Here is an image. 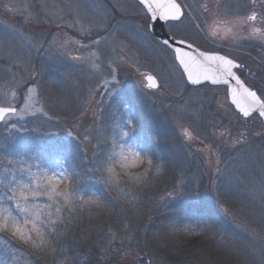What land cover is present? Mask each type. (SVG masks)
Here are the masks:
<instances>
[{
    "label": "rangeland",
    "instance_id": "rangeland-1",
    "mask_svg": "<svg viewBox=\"0 0 264 264\" xmlns=\"http://www.w3.org/2000/svg\"><path fill=\"white\" fill-rule=\"evenodd\" d=\"M178 1L187 5L185 11L191 13L178 26L183 38L201 51L219 50L243 63L250 75L242 73L245 83L254 89L264 90V46L261 42L256 38L247 42L228 41L223 31L228 27L234 28L232 24L221 25L219 34L213 36L210 26L218 18L213 16L205 21V14L199 8V3L203 2L214 9L217 0ZM238 2L248 6L247 9L240 10L242 14L250 10L249 0H220L222 7L230 4L232 11L236 10ZM68 5L78 9L79 14L77 11H70ZM13 6H30L31 14L25 18L16 11H10ZM103 12L108 14L107 23L111 32L99 33L108 35L109 39L101 46L103 67L98 70L93 68L90 62L76 61L69 57L81 55V52L77 51L81 44H89L98 39V30L92 27L90 20ZM88 29L91 31H87ZM165 29L172 36L171 29ZM53 39L56 44L52 43ZM38 44L41 45L39 48ZM61 44L64 45L63 51L68 55L59 63L51 61L49 55L60 51L58 46ZM112 59L119 65V83L112 82L109 75L108 65ZM32 71L40 73L36 77L38 86L33 93H28L25 87L17 85L16 82L24 81L31 86L32 81L28 80V76ZM145 75H153L157 79L159 87L156 90L145 88ZM105 78L115 84L116 90L111 98L101 95L105 90L98 88ZM178 79L179 72L172 53L150 35L145 26L144 13L135 0H0V107L11 105L19 109L24 106L26 100L28 103L37 101L36 108L41 109L40 113L28 116L23 121L12 120L26 127L28 122L33 120L34 123L36 120L35 124L28 127L30 129L44 124L48 117L52 118L45 124V131L49 128L52 130L51 136L39 137L31 131L15 134L14 138L9 140L13 155L35 152L37 158L55 160L59 156L62 162H69L68 158L64 160L63 149L69 145H66L68 142H73L79 146L78 152L83 162L91 164V161L101 159L104 153L103 128L109 131L107 138L111 139L116 132L115 125L123 126V130H127L124 120H131L136 127L121 142L133 146L139 152L143 136L140 131L143 118L153 130L169 129L171 135L182 141L185 150L191 149L203 158L207 173L205 193H210L208 189H216L222 174L224 177L221 181L227 186L228 183L245 186L242 187L243 193L238 190L242 200L248 201L243 204L245 208L239 202L231 203L234 204L232 207H228L230 201L220 203L218 211L227 222L235 225L231 224L236 230V235L233 239L230 238L232 241L227 240L225 249L220 246L221 248H217L219 251L209 249L208 253L205 252L209 256L210 252L213 255L206 259L207 264H226L223 263L225 260H229V264H259V248L261 239H264V227L258 223L260 219L264 221V204L259 197V191L264 181L256 183L254 178L248 177V172L254 170L264 175V127L259 119H237L233 109L232 114H229L220 108V103H225L224 87L191 88L187 85L185 90L178 86ZM49 85L54 86V91H49ZM92 89L96 92L91 93ZM228 105L227 101L226 106ZM43 113H47V116ZM57 117L59 126L55 125ZM154 122L155 126L152 124ZM185 130L189 136L184 135ZM68 131L79 135L72 138L66 134ZM0 134H3V137L7 135L2 124ZM85 135L89 137L87 140ZM25 158H28L27 155ZM29 162L35 163L34 160ZM217 167L221 169L220 173H216ZM154 169L156 170V167ZM93 174L91 172L88 175V180L103 187ZM154 185L121 184L120 189L122 186L126 187L125 193L131 199L132 207L125 206L126 211L134 210V213L145 215V210H140V199L155 204L165 191L173 187L171 185L172 187L154 192ZM120 189L115 190L118 195ZM91 193L92 191H89L88 195ZM198 203L197 197L190 194L166 198L165 207L183 217L182 210L177 206L195 207ZM250 206L254 215L247 209ZM79 211L100 215L106 210L85 208ZM170 213L173 217V213ZM112 219L100 237L94 234V237L83 235L75 238V247L68 246L57 264L61 261L65 264H145L140 261V254L144 252L143 258H149L145 251L149 249L148 243L153 242V251H161L164 247L165 241L162 238L159 241L158 237L153 240L149 237L146 243L147 238L143 237L147 233V226H140L138 221L124 223L122 216ZM240 222H243L247 231L236 227ZM132 224L141 227V230L133 228ZM95 225V233L99 232L98 229L102 230L101 223ZM252 230L259 234L255 239L249 235ZM223 235H226L225 231ZM136 238L140 241L141 250H138L136 242L134 243ZM56 239L50 246L53 249L58 244ZM109 240L113 241L110 246ZM202 240L204 241L203 238ZM190 241V245L201 246L195 239ZM56 249L57 247L55 251ZM95 250L98 251L97 254ZM176 253L171 255L173 261L181 264H205L202 254L198 255L199 257L190 254V257L185 258L179 252ZM165 257L169 259V256ZM167 258H162L161 263L173 264ZM149 263L154 264L152 260Z\"/></svg>",
    "mask_w": 264,
    "mask_h": 264
},
{
    "label": "snow or ice",
    "instance_id": "snow-or-ice-1",
    "mask_svg": "<svg viewBox=\"0 0 264 264\" xmlns=\"http://www.w3.org/2000/svg\"><path fill=\"white\" fill-rule=\"evenodd\" d=\"M255 2L256 0H252L253 5H255ZM138 3L144 13L147 29L153 27L152 22H163L169 29H172L177 23H183L191 15V13L185 11V8L188 6L183 5L178 0H138ZM29 7L20 8L13 6L9 10L16 11L27 18L31 14ZM247 7L246 4L238 2L236 10L232 11L230 4H225L222 7L220 0H217L215 9L205 4L202 6V12L205 14V21L213 16L218 18L210 26L211 34L216 36L221 30V25L232 24L235 27L237 24L256 22L258 17L261 22H264V0H262L259 10L253 6L242 14L240 10L247 9ZM68 8L70 11H77L79 14V10L74 9L72 5H68ZM228 17H233L234 19L230 20ZM107 19V12H103L90 20L92 27L98 30V39L92 40L89 44H81L80 48L77 49V51L81 52V55L70 56L69 58L76 61L90 62L93 68L102 70L103 50L101 46L108 42L109 37L108 35H100L99 33L104 32L107 34L111 32ZM87 31H91V29ZM224 31L225 34L236 35L232 27L225 28ZM248 36L258 39L262 46H264V31L260 28L252 27ZM52 43L56 44V40L53 39ZM176 43L184 46H173L167 39L162 42V46L170 49L174 54V62L179 72L177 83L180 88L186 90L187 85L196 88L223 86L225 89V103H220L219 107L223 108L226 113L232 114L231 106H234L236 110L234 114L237 116V119L264 120V90L246 86L239 74L245 68L243 63L218 52L201 51L185 39H180ZM40 46L38 44L37 48ZM58 47L61 50L51 53L48 57L56 63H59L68 55L63 51L64 45L61 44ZM108 67L112 82L119 83L117 79L119 65L116 60H110ZM39 74L37 71L29 73L28 80L32 81L31 86L24 81H17L16 83L25 87L28 93H33L38 86L36 77ZM62 75L65 74L62 73ZM145 79L148 88L155 89L158 87L157 79L153 75H147ZM98 88L105 90L103 93H100L101 95L110 98L116 90L115 84L106 78L98 85ZM49 91H54L53 85H49ZM90 92L95 93L96 90L92 89ZM13 94L15 95V93ZM228 100H230V105L226 106ZM36 103L37 101L35 100L31 103H28L26 100L24 106L19 109L11 105L0 107V124L4 126V131L7 133L4 137V142L0 143V163L6 161V164L0 168V264H16L19 256L27 257L26 264H40L42 259L40 255H36L35 259H32V252L26 253L22 246L17 247V245L33 246L36 251H43L46 257L49 252L55 251L50 246L59 235L57 228L65 222L64 213L66 211L83 210L85 208L104 211L112 208V204L106 197V193L115 190V186L112 184L103 186V194L91 193L93 197L98 198L99 203L86 202L85 197L75 190L80 180L88 178L86 173L93 171L97 173L104 159L91 161L93 167H89L87 171L75 170L76 178H74L67 171L65 162H62L59 158L55 160H49L44 157L37 158L35 152L27 154L18 153L13 156L3 153L2 149L5 146V142L13 139L15 134L31 131L39 137L53 135L50 128L45 131V124L51 121V117H48L44 124L31 129L24 124L18 125L12 122L13 119L23 121L28 116L40 113L41 109L36 108ZM43 115L47 116V113H43ZM124 124L127 125V129L131 132L136 127L129 119H125ZM115 129L123 130V126L115 125ZM66 134L72 138H77L79 135L74 134L72 131H68ZM184 135L189 136L190 134L185 130ZM128 136V132L125 131L120 138L123 139ZM84 138L87 140L89 137L85 135ZM26 155L27 159L25 158ZM30 160H34L35 163H30ZM219 162V158H217V164ZM215 171L216 173H220L221 169L217 167ZM65 180L72 181L73 187L63 194H57L59 188L57 187L54 190L52 181H55L58 186ZM212 183L215 185V180ZM144 184L147 185L149 182L145 181ZM202 190L204 189H201L198 183L185 182L177 184L165 191L155 202L153 211L157 215H162L164 212L173 213L172 219L163 225V228L167 230L169 235L174 236L178 232H195L197 229L200 232L207 233L217 231L216 224L212 218H204L196 222L178 223L175 211L165 207L166 198L183 197L189 193H198ZM212 190L208 189L210 192ZM259 197L262 204H264V185L261 186ZM113 199L121 202L123 198L115 196ZM123 202L130 203L127 200ZM236 227L240 228L241 231H247L243 222L237 223ZM249 235L255 239L259 234L255 230H252L249 232ZM112 242V240L108 241L109 246ZM98 243H103V241H98ZM108 250H111L110 247ZM259 251V264H264V239H261ZM60 264H65V262L61 261Z\"/></svg>",
    "mask_w": 264,
    "mask_h": 264
},
{
    "label": "trees",
    "instance_id": "trees-1",
    "mask_svg": "<svg viewBox=\"0 0 264 264\" xmlns=\"http://www.w3.org/2000/svg\"><path fill=\"white\" fill-rule=\"evenodd\" d=\"M58 119L59 118L57 117V120L55 121L56 126H59ZM32 121L33 120L27 123V127H31L33 124H35L36 120H34V123ZM144 123H146L145 126ZM155 123L156 122L152 123L153 126L156 125ZM147 124L148 121L143 118V124L140 129L143 136L140 141L141 145L139 146L141 149L140 153H149L154 159V167L150 173L152 182L147 185L155 184L154 192L160 191L161 189L166 187H172L176 185L177 182H191L193 184L198 183L201 189H206L205 186L207 181V173L205 171L203 158L199 156L197 152H194L191 149L185 150V148L182 147V141L180 142L174 135H171V133H169V129H167L166 131L160 130L159 128L158 130H153V128H149L150 124ZM102 132L105 133V135H103L102 138V141L104 143V146H102L104 153L102 154L101 159H105L111 149V143L110 137L109 139L107 138L109 131L103 128ZM262 140L263 139H260V141ZM3 142V134H0V143ZM66 145H68L66 146V148L63 149L65 145L62 147L64 160L66 158L69 159V162L64 161L65 167L67 168V171L73 175L74 178H76L75 170L87 171L89 167H93L92 164L83 162V158L81 154H79L80 152H78L79 146L76 143L68 142ZM2 151L6 155L13 156V149L9 140L5 142V146L3 147ZM58 158L60 157L58 156ZM5 164L6 161L0 163V168H2ZM156 166H159L162 169L159 174H156V170L154 169ZM90 173L91 172L86 173L87 177ZM93 173V176L97 179V173L94 171ZM222 175L221 178L218 179L216 189L211 191L213 194L211 192L209 194L205 193L204 190L198 193H190L196 196L198 199L199 203L195 207H193L192 205L177 206L178 209L182 210L183 212V217H181L179 214H177L176 216L178 223L196 222L204 218H212L214 219V223L217 227V231H215L214 233L200 232L199 229H197L195 232H178L174 236L169 235L167 230L163 228V225L166 224L170 219H172L171 213L164 212L162 215H157L153 211L155 204H152V202H149L148 200H145L143 198L140 199V210H145V215L142 216L141 214H138L136 212L134 213V210H132V212L126 211L127 209L125 208V206L132 207V205L131 203H125L123 201H131V199L130 197L128 198V195H126L125 193L126 187L122 186L123 188L121 187L120 189V184L115 186V190H117V188L120 189V195H118L115 190L106 193L107 200L112 204V208L107 209L105 213L103 212L100 215L94 212L88 214L80 212L79 210L66 211L64 213L65 222L57 228V233H59V235L57 236L58 239H56L58 244H54L57 247L55 252H49L45 257L43 251H36L33 246L18 244L17 247L22 246L26 253L32 252V259H35L36 255H40L42 257L40 264H57L58 260L64 256V250H66L68 246L73 245L75 247V243H73V240L75 238H79L83 235H92V237H94V234L100 237L102 232L105 231V228L109 225V222L113 221V217L117 218L119 216H122L124 223H131L133 220H136L139 222L140 226H147V233L145 234V237L142 236L143 238H147L146 243L149 237H151L152 240L158 237L160 238L159 241L161 240V238L165 241L163 242L164 247L161 246V251H153L155 248L153 242L148 243L149 249H145V251L149 258H143L145 257L144 252L140 254V261H143L145 264H150L149 261L151 260L154 262V264H167L165 262L161 263L162 258L164 260L165 258H167L165 256H169V259H167L172 261L170 263L181 264V262L173 261V259H171V255L176 252H179L180 255L184 256L185 258L190 257V254L195 255V257L202 254L204 256L202 257L203 261L205 264H207L206 259H209L210 256L213 255L210 252L209 256L205 252L208 253L209 249L216 250L217 248H221L220 246L225 249V245H227V242L232 241L233 237H235L236 235V230L231 225L233 223L227 222L224 216L221 215L218 211L221 205L220 203L222 201H230L228 207H232L234 205L231 203L239 202V204H242V207H244L243 204L248 203L247 199L242 200L241 196L238 193V190L243 193L242 187L244 188L245 186L241 184L242 186L239 187L238 185H230L229 183L227 186L226 183L224 184L223 181H221L222 177H224ZM248 175V177L254 178V181L256 183H261L262 181H264L263 173H259L254 170L253 172H251L250 170V172H248ZM75 190L84 197L88 196L89 191L96 192L97 194H103V187L97 185L96 183L90 182L88 178L80 180ZM115 196H120L123 198L120 202L121 204L113 199V197ZM215 196L217 197V199ZM247 209L254 215L251 206L247 207ZM117 220L121 221L120 219ZM98 223L102 224V230L98 229L99 232L95 233L94 229L97 227L95 224ZM258 223H260V225L264 227L263 220L260 219ZM132 227L141 230V227H136L133 224ZM224 231L226 233L225 236L223 235ZM202 238L204 239V241L202 240ZM193 239H195L197 242L199 241L198 244H201V246H196L195 244L190 245V243H192L190 240ZM134 243L136 244L138 250L142 249L138 238H136V241H134ZM158 252H160V254ZM95 253L97 254L98 251L95 250ZM154 257H156L157 259ZM26 259V256H19L16 264H26ZM214 261L216 262L215 259ZM223 263L229 264V260H225Z\"/></svg>",
    "mask_w": 264,
    "mask_h": 264
},
{
    "label": "clouds",
    "instance_id": "clouds-1",
    "mask_svg": "<svg viewBox=\"0 0 264 264\" xmlns=\"http://www.w3.org/2000/svg\"><path fill=\"white\" fill-rule=\"evenodd\" d=\"M127 131L130 135L131 131L117 129L111 137V149L104 159L103 163L97 170V179L103 186L112 184H136L148 181L151 183L150 173L154 167V159L149 153H140L133 146L126 145L121 142L123 132ZM126 138V137H125ZM162 169L156 166V174H159ZM54 190L59 188L57 194H63L73 187V182L65 180L58 185L52 181ZM86 202L99 203L97 197L91 194L85 197Z\"/></svg>",
    "mask_w": 264,
    "mask_h": 264
},
{
    "label": "flooded vegetation",
    "instance_id": "flooded-vegetation-1",
    "mask_svg": "<svg viewBox=\"0 0 264 264\" xmlns=\"http://www.w3.org/2000/svg\"><path fill=\"white\" fill-rule=\"evenodd\" d=\"M249 2H250V9L254 6L257 10H259L260 7H261V4H262V0H256L255 5H253L252 0H249ZM204 4L205 3L200 2L199 3V8L202 9V6ZM215 5L216 4H214V7H215ZM238 25L239 26H235L233 28V32L236 33L235 36H233L230 33L229 34H225L228 37V41H241V40L244 41V42L251 41L252 38H250L248 36V33L251 31V28L252 27H258L262 31H264V22H261L259 20V17H258V19H257L256 22H249L248 24H238ZM178 26H179V23H177L176 26L171 29V33H173L171 35H172V37H174L176 39H179V40L180 39H184L183 38L184 36L180 33ZM165 27H167V26L165 25ZM223 32L225 33V31H223ZM214 52H218L219 54L225 55L223 52H221L219 50L218 51H214ZM242 73L245 74L246 76H250L249 73H248V71H247V69H245V68H244V70L242 72L239 73L240 76H241V78H243L242 77Z\"/></svg>",
    "mask_w": 264,
    "mask_h": 264
},
{
    "label": "water",
    "instance_id": "water-1",
    "mask_svg": "<svg viewBox=\"0 0 264 264\" xmlns=\"http://www.w3.org/2000/svg\"><path fill=\"white\" fill-rule=\"evenodd\" d=\"M137 3H138V0H135ZM139 4V3H138ZM153 23V27L151 29H148V32L150 33V35L160 44L162 45V42L167 39L169 40V43L172 44L173 46H180V47H183L184 45H178L176 42L179 40V39H176L172 36H170L167 32H166V29H165V25L163 24V22H160V23H156V22H152ZM164 47V46H163ZM166 48V47H165ZM168 49V48H167ZM171 53L172 51L170 49H168ZM173 57H174V54L172 53ZM147 75H145L143 77V80L145 82V88L146 89H151V88H148L147 87V81L145 79ZM242 79V78H241ZM243 80V79H242ZM245 82V81H244ZM158 83V82H157ZM246 84V83H245ZM189 87L191 88H196L194 86H191V85H188ZM246 86H248L246 84ZM158 87H159V84H158ZM157 87V88H158ZM215 87V86H214ZM219 87H223V86H219ZM250 87V86H249ZM157 88L155 89H152V90H156ZM228 104L230 105V100H228ZM233 111L236 112L235 110V107L234 106H231ZM244 119V118H242ZM245 120V119H244ZM263 127H264V120H260Z\"/></svg>",
    "mask_w": 264,
    "mask_h": 264
}]
</instances>
